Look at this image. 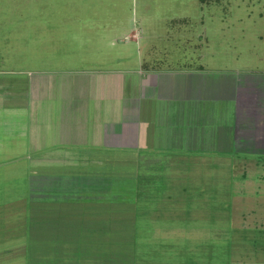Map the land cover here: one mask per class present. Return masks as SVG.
I'll use <instances>...</instances> for the list:
<instances>
[{"label":"crops","instance_id":"obj_1","mask_svg":"<svg viewBox=\"0 0 264 264\" xmlns=\"http://www.w3.org/2000/svg\"><path fill=\"white\" fill-rule=\"evenodd\" d=\"M173 53L100 51L86 56L92 66L70 57L0 69V264L188 263L176 253L187 237L160 260L135 255L129 232H156L146 216L170 233L195 229L201 195L188 186L215 168L202 154L264 152V70L236 55L205 66ZM130 164L136 178L168 176V192L131 193ZM162 202L168 216L156 212Z\"/></svg>","mask_w":264,"mask_h":264},{"label":"rangeland","instance_id":"obj_2","mask_svg":"<svg viewBox=\"0 0 264 264\" xmlns=\"http://www.w3.org/2000/svg\"><path fill=\"white\" fill-rule=\"evenodd\" d=\"M119 50H143L160 58L165 51L185 50L189 58L202 57L205 66L214 58L231 60L236 55L242 58L238 64L264 70V0H0V69H31L38 63L53 68L71 58L80 68L94 65L86 56ZM113 59L109 57V64L116 63ZM228 155L230 161L223 153L202 154L207 167L211 163L215 168L199 184L188 186L191 194L201 195L195 204L203 215L196 217V228L170 233L167 222L146 216L142 221L156 224L157 231L129 232L138 246L135 255L165 259L171 253L168 244L176 251L180 238L187 237L188 247L176 252L187 264H231V257L234 264H264V152ZM206 164L200 167L204 171ZM132 166L125 165L123 175V182L133 187L131 193L135 185L138 194L168 192V176L136 178ZM158 211L168 216L167 203ZM118 230L112 225L109 239Z\"/></svg>","mask_w":264,"mask_h":264},{"label":"trees","instance_id":"obj_3","mask_svg":"<svg viewBox=\"0 0 264 264\" xmlns=\"http://www.w3.org/2000/svg\"><path fill=\"white\" fill-rule=\"evenodd\" d=\"M201 2H204L205 0H200ZM125 235V236H124ZM128 233H122L119 235L120 238H124L126 239L125 241L128 240V237H127ZM129 236V235H128ZM116 251V250H113L112 248H110V255H114L113 252ZM126 251H130V250H126Z\"/></svg>","mask_w":264,"mask_h":264}]
</instances>
